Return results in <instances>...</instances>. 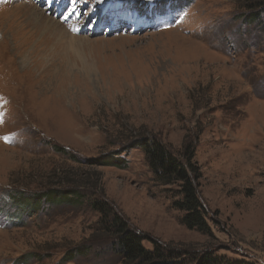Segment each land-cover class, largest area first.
I'll use <instances>...</instances> for the list:
<instances>
[{"label": "rangeland", "instance_id": "rangeland-1", "mask_svg": "<svg viewBox=\"0 0 264 264\" xmlns=\"http://www.w3.org/2000/svg\"><path fill=\"white\" fill-rule=\"evenodd\" d=\"M263 2L177 0L184 19L162 27L113 0L67 20L69 0H0V264H127L91 205L101 192L146 249L264 264ZM139 136L195 149L211 235L180 223L177 186L141 148L95 162ZM70 187L82 197H56Z\"/></svg>", "mask_w": 264, "mask_h": 264}, {"label": "trees", "instance_id": "trees-1", "mask_svg": "<svg viewBox=\"0 0 264 264\" xmlns=\"http://www.w3.org/2000/svg\"><path fill=\"white\" fill-rule=\"evenodd\" d=\"M183 144L179 156L174 150L166 147L160 139L153 136H139L125 147L119 148L120 153L111 152L114 154L101 155L95 159V162L98 165L122 167L127 163V160L118 155L130 147L141 148L154 181L162 185L177 186L178 194L172 200V207L183 212L180 223L188 229L211 235L212 231L207 222L208 210L203 206L197 189L202 174L200 167L193 160L195 149L189 144L184 142ZM49 195L53 197V191L49 190L43 197ZM56 197H71L70 199L78 200L82 195L78 187H70L68 190L58 193ZM105 199V194L101 192L91 201V205L100 214L99 225L106 230L127 264H184L182 261H178L180 258L178 253H182L179 252V249L160 246L156 241L152 242V249H146L142 245V240L147 237L131 230L128 220L113 208L109 200ZM201 263L216 264L215 260L210 257H203Z\"/></svg>", "mask_w": 264, "mask_h": 264}, {"label": "snow or ice", "instance_id": "snow-or-ice-1", "mask_svg": "<svg viewBox=\"0 0 264 264\" xmlns=\"http://www.w3.org/2000/svg\"><path fill=\"white\" fill-rule=\"evenodd\" d=\"M56 0H46L51 6ZM99 4H104L107 0H96ZM113 2L124 10L126 15L138 19L141 22L152 24L153 26L170 27L173 23H179L186 15L183 8L175 9L173 6L177 0H113ZM187 0H185V3ZM86 3V0H69L66 9L67 15L61 18L67 20L71 15H80L78 5ZM72 31L78 32L79 28L73 27ZM3 114H0L2 117ZM2 122V120H0ZM6 141L8 137L4 138Z\"/></svg>", "mask_w": 264, "mask_h": 264}, {"label": "bare ground", "instance_id": "bare-ground-1", "mask_svg": "<svg viewBox=\"0 0 264 264\" xmlns=\"http://www.w3.org/2000/svg\"><path fill=\"white\" fill-rule=\"evenodd\" d=\"M28 7V6H27ZM64 15H67V12L64 14ZM34 17V16H33ZM42 17V16H41ZM41 19V18H40ZM70 20V19H69ZM55 23V22H54ZM71 23H73V22H71ZM49 24V23H48ZM52 26V25H51Z\"/></svg>", "mask_w": 264, "mask_h": 264}]
</instances>
